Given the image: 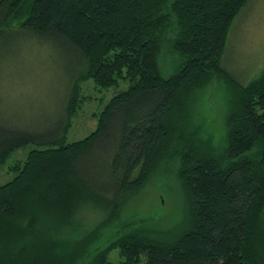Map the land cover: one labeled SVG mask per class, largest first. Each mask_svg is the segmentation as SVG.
<instances>
[{
	"label": "trees",
	"instance_id": "16d2710c",
	"mask_svg": "<svg viewBox=\"0 0 264 264\" xmlns=\"http://www.w3.org/2000/svg\"><path fill=\"white\" fill-rule=\"evenodd\" d=\"M248 1L0 0V47L26 36L54 40L77 63L53 128L0 120V166L38 147L0 186V264H264V72L245 85L223 67ZM218 78L227 84L222 144L196 115L198 94ZM86 81L116 92L96 129L70 143ZM96 153L104 186L91 173ZM163 162L176 167L182 226L117 225L127 197ZM86 205L109 219L74 241L38 235L41 217L69 226ZM113 251L119 262L109 260Z\"/></svg>",
	"mask_w": 264,
	"mask_h": 264
},
{
	"label": "rangeland",
	"instance_id": "374dc122",
	"mask_svg": "<svg viewBox=\"0 0 264 264\" xmlns=\"http://www.w3.org/2000/svg\"><path fill=\"white\" fill-rule=\"evenodd\" d=\"M22 20L21 16L15 18L13 25H19ZM4 46L8 52L0 47V120L16 127L48 131L63 114L71 73L77 67L76 58L54 40L26 36L12 39ZM223 67L245 85L264 72V0H249L236 18L228 37ZM226 86L222 79H215L197 96V118L206 124L219 144L226 131ZM115 92L114 89L100 90L92 81L81 83L84 101L72 121L68 142L82 140L96 129L99 114ZM36 148L29 144L11 154L0 166V186L15 178L17 172L12 167L27 160L30 151ZM99 159L96 153L89 164L93 168L94 183L104 186L109 179L103 167L98 166ZM184 215L176 167L163 162L143 188L127 197L116 224L130 220L147 230L169 231L182 226ZM108 219L109 212L105 209L81 206L69 226L58 225L59 221L51 216L41 217L38 235L59 242L74 241L95 231ZM109 260L119 262V252L113 251Z\"/></svg>",
	"mask_w": 264,
	"mask_h": 264
}]
</instances>
